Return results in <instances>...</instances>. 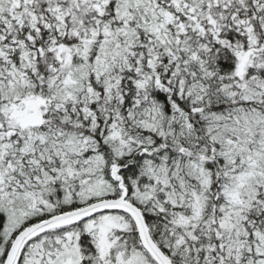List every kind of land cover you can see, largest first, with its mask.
Here are the masks:
<instances>
[{
    "label": "snow or ice",
    "instance_id": "6c2138e0",
    "mask_svg": "<svg viewBox=\"0 0 264 264\" xmlns=\"http://www.w3.org/2000/svg\"><path fill=\"white\" fill-rule=\"evenodd\" d=\"M0 264H264V0H0Z\"/></svg>",
    "mask_w": 264,
    "mask_h": 264
}]
</instances>
